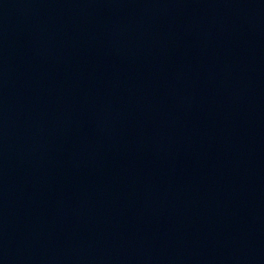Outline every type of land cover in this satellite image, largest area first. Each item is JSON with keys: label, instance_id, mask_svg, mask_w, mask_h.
Here are the masks:
<instances>
[{"label": "water", "instance_id": "water-1", "mask_svg": "<svg viewBox=\"0 0 264 264\" xmlns=\"http://www.w3.org/2000/svg\"><path fill=\"white\" fill-rule=\"evenodd\" d=\"M0 264H264V0H0Z\"/></svg>", "mask_w": 264, "mask_h": 264}]
</instances>
